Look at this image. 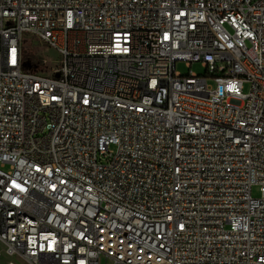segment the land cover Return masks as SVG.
Instances as JSON below:
<instances>
[{
	"label": "built area",
	"instance_id": "1",
	"mask_svg": "<svg viewBox=\"0 0 264 264\" xmlns=\"http://www.w3.org/2000/svg\"><path fill=\"white\" fill-rule=\"evenodd\" d=\"M0 247L264 264V0H0Z\"/></svg>",
	"mask_w": 264,
	"mask_h": 264
},
{
	"label": "rangeland",
	"instance_id": "2",
	"mask_svg": "<svg viewBox=\"0 0 264 264\" xmlns=\"http://www.w3.org/2000/svg\"><path fill=\"white\" fill-rule=\"evenodd\" d=\"M25 42L28 46L26 49L25 59L27 66L30 70L41 73V74H50L52 73L54 67L58 63L59 56L57 52L47 46L41 45L40 43H35L31 40L30 37L26 36ZM177 70H179L184 75L189 74L190 70L198 73L199 75H206L207 70L202 62H194L189 66L185 61L177 62ZM209 83H213L212 80ZM244 91H249L250 83L245 82L243 84ZM254 197L260 196V190L258 186H254L252 190ZM1 250V247H0ZM7 260L12 261L15 264H30L28 261L18 257H3V260L0 264H6Z\"/></svg>",
	"mask_w": 264,
	"mask_h": 264
}]
</instances>
